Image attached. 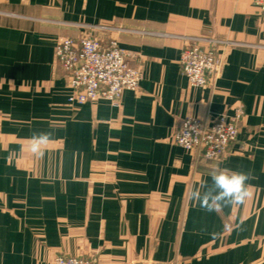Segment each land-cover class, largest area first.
Masks as SVG:
<instances>
[{
  "label": "crops",
  "instance_id": "crops-1",
  "mask_svg": "<svg viewBox=\"0 0 264 264\" xmlns=\"http://www.w3.org/2000/svg\"><path fill=\"white\" fill-rule=\"evenodd\" d=\"M99 25L134 54L139 89L118 105H69L56 43ZM189 36L235 42L220 47L223 70L208 86L183 72ZM238 106L240 132L221 160L175 143L186 117ZM33 131L52 133L43 157L30 151ZM221 169L251 173L252 195L208 212L191 192ZM58 253L264 264V21L254 0H0V264H52Z\"/></svg>",
  "mask_w": 264,
  "mask_h": 264
},
{
  "label": "built area",
  "instance_id": "built-area-1",
  "mask_svg": "<svg viewBox=\"0 0 264 264\" xmlns=\"http://www.w3.org/2000/svg\"><path fill=\"white\" fill-rule=\"evenodd\" d=\"M264 21V0H254ZM97 29H112L108 25L89 26L79 37L62 36L55 47L58 66L68 76V104L76 105L96 99H107L118 105L125 90L137 91L142 68L131 63L134 54L120 45L116 37L104 38ZM182 50L180 63L192 86H208L220 77L223 70L222 45H235L207 36H189ZM245 116L242 106L233 113L223 112L213 118L188 116L176 128V144L192 151L197 157L221 160L240 132ZM52 264H102L94 256L58 253ZM145 264H165L148 260ZM175 264H180L176 262Z\"/></svg>",
  "mask_w": 264,
  "mask_h": 264
},
{
  "label": "clouds",
  "instance_id": "clouds-1",
  "mask_svg": "<svg viewBox=\"0 0 264 264\" xmlns=\"http://www.w3.org/2000/svg\"><path fill=\"white\" fill-rule=\"evenodd\" d=\"M51 136V132L33 131L30 151L43 157L42 146L48 144ZM251 179H253L252 174L243 171L230 169L214 171L211 175V184L205 185L206 190L203 192L199 188H194L191 192V200L208 212L219 211L224 206L243 204L252 195L248 184Z\"/></svg>",
  "mask_w": 264,
  "mask_h": 264
},
{
  "label": "rangeland",
  "instance_id": "rangeland-1",
  "mask_svg": "<svg viewBox=\"0 0 264 264\" xmlns=\"http://www.w3.org/2000/svg\"><path fill=\"white\" fill-rule=\"evenodd\" d=\"M63 123V121H57L56 122V124L58 125V126H60L61 124ZM57 145L58 146H64L65 145V140L63 139V138H58L57 139ZM95 257V256H94Z\"/></svg>",
  "mask_w": 264,
  "mask_h": 264
}]
</instances>
